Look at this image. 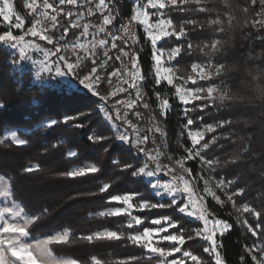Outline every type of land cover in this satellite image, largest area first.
Here are the masks:
<instances>
[{"label": "trees", "instance_id": "1", "mask_svg": "<svg viewBox=\"0 0 264 264\" xmlns=\"http://www.w3.org/2000/svg\"><path fill=\"white\" fill-rule=\"evenodd\" d=\"M18 1L21 5L20 0ZM118 3L120 15L115 21L116 26L121 23L122 18L128 16L130 10L127 0ZM239 3L246 11L236 9L232 0H229V6H225L221 0H211L210 3L202 0L199 3L187 1L183 5L166 8L165 15L170 16L177 25L186 30L182 39L171 38L162 43L168 47L181 46V52L176 59L180 69L186 66L187 70L194 60L214 57L225 62L245 50L264 49V26L253 23L257 21L260 0H256L254 4L252 0H239ZM181 8L184 10L181 11ZM229 14L234 17L231 23ZM217 17H220V22L212 23V19ZM245 18L248 24L243 27L240 22ZM189 21H194L195 24ZM220 28L224 31L219 32ZM6 30L0 22V34ZM233 31L237 39V49L234 52L230 53V50L225 49V52L229 53L225 55L210 51L215 37L226 39ZM74 35V32L70 33V36ZM139 37L140 42L132 47L128 42V47L133 55H137L145 76L142 86L148 107H140L144 119L142 121L146 124L145 146L153 148L158 143L167 160L170 154L176 159L184 153V147L190 144L183 127L189 119L188 116L194 120L193 125L230 119V123L219 126L218 130L222 135L219 143L214 145L212 153L217 154L221 160L218 168H222L228 177L237 175L235 185L243 187V194L236 196L235 201L247 199L261 212V217L255 219L246 214L251 226L249 228L236 218L230 201L220 203L208 197L206 202L212 216L231 225L230 229L218 236L219 249L225 262L256 264L248 250L259 242L263 243L264 248V129L239 122L237 113L220 103L198 108L193 114L182 116L181 103L174 94V86L166 81L156 83L152 47L144 41L140 32ZM189 44L192 45L191 48L188 47ZM241 44L243 47H240ZM10 55L0 43V134L5 128L16 126L29 127L32 131L23 133L27 138L24 145H17L11 140L0 142V174L9 178L12 196L22 204L24 211L37 216L27 228L29 236L35 238L51 235L58 230H70L71 233L65 241L52 242L50 248L57 255L73 257L77 264H97V261L99 264H154L156 258L148 257L145 247L134 242L129 232L143 229L150 224L153 217L167 212L178 220L179 227L174 230L181 231L187 237L183 247L199 253L203 264H217L203 250V242L194 237L189 227L191 220L177 212V204L174 206L170 199L163 200L165 206L138 212L144 217L140 226H129L126 214L102 213L115 205L111 199L113 196L127 192H135L140 198L148 196L157 201L148 183L134 174V169L141 163L140 156L135 154L133 148L114 138L113 130L99 115L87 125L80 121V126L70 124L69 127L62 122V114L76 113L81 109L83 102L92 105V102L96 104L97 100L86 90L47 89L27 82L18 84L16 77L11 75L12 70L8 62ZM93 65L91 62L86 63L81 67L80 73H88ZM100 87L102 90L108 89L104 80ZM158 95L166 98L171 104L165 114L157 109ZM34 98L37 99L36 102L33 101ZM150 112H154L161 120L167 133L164 146L160 134L147 127ZM45 117H57V123L49 128L34 129ZM93 129L107 139H90L89 135ZM70 147L77 148L76 156H67L66 152ZM235 156L239 159L233 163L231 161ZM85 160L94 161L99 169L94 173L75 177L66 175L71 166ZM130 162L134 163L133 166H130ZM188 164L197 175L200 170L197 163L190 160ZM27 169L31 171H26ZM104 183L109 184L107 189H103ZM258 223L260 228L257 227ZM106 228L116 231L119 238H95L97 231ZM252 230L256 231L255 236L251 234ZM90 235L94 237L91 241L86 239Z\"/></svg>", "mask_w": 264, "mask_h": 264}, {"label": "rangeland", "instance_id": "2", "mask_svg": "<svg viewBox=\"0 0 264 264\" xmlns=\"http://www.w3.org/2000/svg\"><path fill=\"white\" fill-rule=\"evenodd\" d=\"M118 1L122 0H105L108 8L105 9L102 13L96 10V5L99 4V0H91V3H89L88 0H77V3L75 5L65 4L62 6L64 8V12H72L73 15L71 17H68L62 13L60 16H58L57 27L55 29H52L50 27L49 21L40 16V12L43 11V0H20L21 5L17 3L19 2L18 0H9V4H11L12 6L10 15L13 17L11 21L13 26L9 28L8 23L4 22L2 20V16H0V22L7 28L6 31L11 30L14 35L23 36L27 29L30 28L37 19H40L42 22L41 27L48 29L45 34L52 37V43H48L47 41L42 40L39 37H32L30 34H28L24 36V41H21V43L17 44L15 47L8 43L0 42L2 46L5 47L11 54L8 61L9 67L12 70L11 75H14L16 77L18 84L27 82L35 84L40 88L44 87L47 89L57 90L66 89L68 91H89L92 94L93 99L97 100V103L95 104L92 102V105H90L89 103L83 102L81 109H79V111H77L76 113L62 114L61 121L64 122L65 117H70L71 119L66 122L69 127H71L70 124L80 126V121L84 122L82 123L83 125H87L91 121L96 120V116L99 115L100 119H102V121H104V123L113 130V137L118 141V137L122 134H125V132L131 138V144H129L128 142L123 143L127 147L133 148L135 150V154L139 155L141 158V163H139V165H137V167L134 169V174L136 176L142 177L148 183L150 190L153 196L156 197L157 201L155 202L148 196L140 198L135 192H127L115 196H130L131 199L128 203L132 205L131 208H128V204H125L123 201L113 200L115 202V205L107 208L102 213L107 212L115 215L114 209H127V212L124 213L127 216V224L129 226H140L144 222V217L143 215L138 214V212L144 209L149 210V208L152 207L165 206V202L162 203L164 199H170L173 204L172 198L175 197L177 201V205L175 204L176 207H178V205H182L191 201L194 206H190L189 211H196L198 213L197 218L181 214L178 210L176 211L185 218L191 220V224L189 225L190 230H192L195 238H198L200 242H203V250L206 248H210L211 246V241H208L207 239H205V237L215 233V235L213 236V239L215 240L214 251H209L206 253H208L212 260L217 264L218 254L219 264H227L220 252L218 245V236L225 230H222L221 226L216 224V221L222 220L211 215V212L207 207L206 199L209 197L220 203L230 201L233 210L236 212V218L241 222H244L247 226H250V223L248 220V215L246 214H250L255 219H258L253 215V213L245 212L243 210L245 205L250 208H254L251 202H249L247 199L242 201H235V197L241 195L240 190L243 189V187L235 185L237 181V175L228 177L227 174L222 170V168H218L221 160L219 159L217 154L212 153L215 148L214 145L219 143L220 136L222 135V132L218 130L220 122L230 121V119H221L218 121L214 120L209 123L200 122L198 125H188L187 123H184L183 127L185 128V131L188 135L190 144L184 147V153L176 159H174L170 154L167 160L164 150L158 143L153 148H147L145 146L147 141L144 142L143 140V138L147 136V134L145 133L146 124L143 122L144 119H142V110L140 108L142 106L144 107V104H147V102L144 100L145 90L142 86L143 82H145V76L142 66L138 61V57L137 55H133L131 49L128 47V42L132 47L133 45L130 42V39H132L134 44L136 45L138 42H140L139 32L140 34H143L145 39L144 41L148 42L152 47L153 60L154 55L161 56V63L159 65H157L154 60L153 74L155 76V79L157 80V67H160L162 75H164L163 69H170L171 71L167 73V75H171L173 78L172 85L175 88L174 94L177 96L178 100L179 96L176 92L177 87H180L185 93H187L188 91H192L194 95H199L201 97V99L190 100L187 104L179 100L182 108V116H186L187 113L191 115L193 114L192 112H194L198 108H204L207 105L219 103L213 99L216 91L212 93L213 98H205L207 95L206 91L196 93L195 89L200 88L206 90L209 87H213L214 89L220 87L221 80H223L224 77H217L216 73L219 64L224 62L214 57H208L202 60H194L191 66L187 68V70L186 66L183 69H180L176 62V59L180 53L174 56L172 59H168V57L172 54L173 49L177 47L181 49V46L173 45L168 47L162 45L163 41L166 39L170 40L171 38H177L175 36L162 38L161 40L157 41L156 47L154 49L151 44V39L147 35L148 26L142 24L144 16L141 14L138 15V19L136 21L131 20V17L134 14L146 12L150 25H158L161 19H163L164 21H171L170 25L167 23L164 25H160L158 28H154V31L163 29L171 32L173 28H175L176 31H179V29L183 26L177 25L170 16L165 15L166 8L172 6L170 4V0H165L166 7L164 9L151 8V6L148 4V0H127V2L130 4V10L128 13V20L130 23L128 24L127 31L120 29L123 18L119 25H115V21L120 15ZM187 1H195L199 3L202 0ZM49 2H54V0H49ZM28 4H35L37 11H31L27 7ZM2 5L3 0H0V6ZM89 9H91L93 14H89ZM109 14L114 17L113 22L109 25H103L104 16ZM16 16L20 17V19L23 21L22 27L20 29H16L14 27ZM77 20L79 21L80 27H71V22H76ZM256 20L264 21V5H262L261 3L257 7ZM217 22H220V17L212 19V23ZM85 24L89 25L88 34L82 36L81 32L83 31V25ZM100 27L104 28V32L99 31ZM65 29H67V32H65ZM73 32L75 33V35L70 36V33ZM106 33L111 35H106ZM183 37H180L179 39H182ZM100 39H105L108 41V43L105 45H100ZM25 41L35 42L36 44H39L40 49L47 50L49 54L45 55L44 51L28 47L26 49L25 55L22 57L20 54V47ZM113 42L116 43V48L111 47ZM81 44L84 45L83 48L79 47V45ZM73 46H75V50L73 49ZM56 47H60L61 51L57 53ZM124 53H127V55H125ZM60 56H64L68 60V62L73 64L77 62V57H80V66L76 68L75 71L69 72L66 70V65L59 61ZM117 56H119L120 59H116ZM88 62L94 64L91 70L88 73H80L81 67H83ZM193 64H197L200 68H203V70L208 74L206 79L199 78V69L195 72L192 70ZM46 65L51 67V71H48L46 69ZM57 66L61 69L60 73L56 72ZM93 68H95L94 75H98L100 77V83L104 80L108 85L107 90H102L100 87V83L95 85L96 91L100 93V97H108L107 100L102 101L100 97L95 96L91 92V90H88L84 84L80 83L84 75L89 74ZM109 68H111V70H109ZM105 70H108V72H106ZM189 76L193 77V79L189 80ZM161 81L166 80L161 79ZM121 89H124V91H121ZM36 100V98L33 99L34 102H36ZM164 100H166V98L164 99L163 96L158 95L157 109H159L161 112V104ZM129 103H133V107L131 109L127 107ZM0 106H2V103L0 104ZM170 108L171 104L168 102V106L163 110L162 114H165V112ZM90 112H94L95 115L94 113ZM136 113H139L140 115L137 116ZM121 117H124L125 119L121 120ZM188 118L192 119V117L190 116H188ZM50 121H57V117L43 118L34 126V129L40 127L49 128L53 126L54 124L49 126L48 122ZM127 121H131V123L135 125V129L131 128L127 124ZM148 121L149 125L147 127H149L151 131H155L156 128L160 129L159 132H155L160 134L163 146L166 145L167 133L164 130L161 120L155 115L154 112H150ZM208 125H212L214 131H208ZM31 131L32 128L25 126L7 127L5 128L3 133L0 134V142H3L5 140H11L15 142V139H23L27 143V138L23 133H30ZM96 132L97 131L93 129L89 137H91L93 140L96 139L98 141L107 139L105 136L102 137ZM193 133L203 134L202 138L198 137V143L195 145H193L191 139V134ZM13 136L15 137V139H13ZM137 137L141 141L139 147L144 148L145 152L148 153V155L139 152V147H137L136 143ZM205 143L208 144L207 149L202 147V145H204ZM66 153L68 157H74L78 154V150L75 147H70L67 149ZM71 153H75V155H70ZM197 153L199 154L197 155ZM153 157L155 159H152ZM190 160L197 163L200 168L197 175H195L190 165L188 164ZM208 161H211L212 163L209 164L207 163ZM130 163V166H133L134 163ZM145 165H147L145 174H141L139 172V168ZM156 165L160 166V172H156ZM92 166H95L97 170L99 169L94 161L85 160L71 166L70 171L79 170L82 167L87 168ZM34 167H36V165ZM149 171L153 172L154 175L148 176L146 173ZM173 177L176 178V180L178 181V186L181 189L184 187L183 181L187 180L188 187L191 190V194L180 195L179 193H172L168 189H166L164 187L165 184L174 183ZM221 181L224 182V185H221ZM105 185L109 186L108 183H104L103 189H105ZM151 185H156L157 187L155 189V192L161 194L155 195L154 189L151 187ZM229 196L232 197L231 200L228 199ZM144 204L150 205L152 207L142 208L141 205ZM5 207L12 208V213H3V209ZM166 210L168 211V209ZM255 210L260 212L256 208ZM201 212L203 213L204 218H206L208 221L207 225H205L203 220L199 218V214ZM136 217H139L142 223L136 224ZM166 217L168 218V220H165ZM36 218V215L27 214L24 211L22 204L13 198L9 178L0 174V224H3L5 222L16 223L26 230L25 235L13 236L12 238L17 240L18 244L31 245V248L29 250L32 252L33 257L37 259L39 264H70L71 261L75 260L71 256L57 255L50 248V243L52 242L65 241L59 239V237L67 233L68 238L71 233L70 230H58L51 235L38 236L35 238L29 236L27 228ZM155 220H160L161 223H153V221ZM168 221H171L174 224H178V220H175L170 214H167L166 212V214H161L153 217L150 220V224L146 225L143 229L130 231L129 236L131 237V239L132 237L137 235L142 236L143 232L146 229H152L153 235L150 238L152 247L163 248L165 252H168L174 245L180 248L179 252H172L171 255L160 257L158 254L150 253L149 248L144 245L143 242L138 243L145 247L146 255L148 257L156 258L154 264H160L161 259L164 260V264H170L172 260H183V264H194V262L189 258H183L181 256V253L185 251L191 252L193 255L199 258L198 261L195 262V264H203V258L199 253H196L187 247H183V244L185 243V241H187L186 236L183 235L184 243L182 245L178 242H171L162 239V237L166 235L179 236L182 234L181 231L174 230L175 227L169 226ZM257 227L260 228L259 223L257 224ZM156 229L162 230L156 231ZM205 229H207V231H205ZM109 231L113 230H109L107 228L102 229L97 231L95 235L97 233H106ZM197 232H200L201 235L197 236ZM6 236L7 234L0 231V239H4ZM262 245L263 243L259 242L258 244L250 248L253 249L251 254L256 257L257 261H260V264H264V260H261V257L264 256V252L260 251L262 249ZM0 247L4 246L0 245ZM5 260H7L9 264H11V253L7 250L6 247Z\"/></svg>", "mask_w": 264, "mask_h": 264}, {"label": "snow or ice", "instance_id": "3", "mask_svg": "<svg viewBox=\"0 0 264 264\" xmlns=\"http://www.w3.org/2000/svg\"><path fill=\"white\" fill-rule=\"evenodd\" d=\"M88 2L91 3V0H88ZM76 3H77V0H54V2H49V0H43V4H42L43 11L40 12V16L43 17L44 19H46L47 21H49L50 27L52 29H55L57 27V25H58V16H60L62 13L65 16H68V17H71L73 15L72 12H64V8L62 6L65 5V4L75 5ZM185 3H187V0H170V4L172 6H178V4L179 5H183ZM252 3L253 4L256 3V0H252ZM260 3L262 5H264V0H260ZM148 4L153 9H164L166 7L165 0H148ZM27 7L33 12L37 11V8H36L35 4H28ZM11 8H12V6H11V4H9V0H3V5L0 6V16H2V20L4 22L8 23L9 28H11L13 26L12 23H11L13 17L10 15ZM107 8H108V5L105 3V0H99V4L96 5V10L101 12V13L104 12V10L107 9ZM183 10L184 9L181 8V11H183ZM199 10L202 11V9H199ZM89 14L90 15L93 14L91 9H89ZM141 14L144 16L142 24L148 26L147 35L151 39V44H152L154 49L156 47L157 41L161 40L162 38L169 37V36H175L177 39H179L180 37H183L186 34L185 33V29L183 27H181L179 29V31H176L175 28H173L171 32L167 31V30H163V29H160L159 31H154L153 29L154 28H158L160 25H164L166 23L170 25L171 21H164L163 19H161L159 21L158 25H156V26L150 25L149 24V20H148V15H147L146 12L145 13L134 14L131 17V20L132 21H136L138 19V15H141ZM113 19H114V17H112L110 14L104 16L103 25L111 24L113 22ZM41 23H42L41 20L37 19L32 24V26L27 29V31L24 33L23 36L14 35L11 30L4 31L2 34H0V42H5V43H8V44L12 45L13 47H15L17 44H20L21 41H24V36L30 34L32 37H39L40 39L45 40L48 43H52V37L50 35L45 34L48 31V29L41 27ZM189 23L195 24L194 21H189ZM253 23H258V24H261V26H264V21H253ZM22 24H23V21L20 19V17L16 16L15 17L14 27L16 29H20L22 27ZM70 26L73 27V28L80 27L79 21L77 20L76 22H71ZM88 27H89V25H87V24L83 25V31L81 32L82 36L88 34ZM38 29H39V31H38ZM122 30L127 31V26H123ZM99 31L100 32H104V28L100 27ZM65 32H67V29H65ZM106 35H111V34L106 33ZM107 43H108V41L105 40V39H100L99 40V44L100 45H105ZM28 47H32V48H35L37 50L44 51L45 55L49 54L47 50L40 49V45L39 44H36L35 42L25 41L23 43V45L20 47V54H21L22 57L25 55L26 49ZM79 47L83 48L84 45L81 44V45H79ZM111 47L112 48H116V43L113 42ZM188 47L191 48L192 45L189 44ZM73 49L75 50V46H73ZM60 51H61L60 47H56V52L58 53ZM180 51H181V49L179 47L173 49L172 50V54L168 57V59H172L174 56L178 55L180 53ZM124 54L127 55V53H124ZM116 59H120V57L117 56ZM154 60H155L156 64L159 65L161 63V56L160 55H154ZM59 61L66 65V70L69 71V72L75 71V69L80 66V57H77V62L75 64L68 62V60L64 56H60L59 57ZM45 67H46V69L48 71H51V67L50 66L46 65ZM198 69H199V72H200L199 78L200 79H206L208 74L203 70V68H200L199 65H197V64H193L192 65V70L194 72L197 71ZM170 71H171L170 69L165 68V69H163L164 75H162L160 67H157V69H156V75H157L156 83L159 84L161 82V79H163V80H166L167 84L172 85L173 84V78H172L171 75H167V73H169ZM56 72L57 73L61 72L60 67H58V66L56 67ZM94 73H95V68H93L92 71L89 74L84 75V77L80 81V83L84 84L85 87L88 90H91V92L95 96L100 97V93L96 91V87H95L96 84L100 83V77L98 75H94ZM188 79L192 80L193 77L189 76ZM121 91H124V89H121ZM202 91H206L207 95H206L205 98H213L212 93L215 92L216 89H214L213 87H209L206 90L205 89H200V88L195 89L196 93H199V92H202ZM176 92H177V94L179 96V100L184 102L185 104H187L190 100L201 99V97L199 95H194L192 91H188L187 93L183 92V90L180 87L176 88ZM100 99L102 101H104V100H107L108 97H100ZM133 103H129L127 105V107L129 109H131L133 107ZM167 106H168V100H164L162 102V104H161L162 113H163V110L167 108ZM144 107L147 108L148 105L144 104ZM136 115L139 116L140 114L136 113ZM69 119H71V118L70 117H65L64 118V122L66 123ZM124 119H125L124 117H121V120H124ZM48 123H49V126H51L53 124H56L57 121H50ZM227 123H230V122L229 121H221L220 122V126H223L224 124H227ZM127 124L131 128L135 129V125H133L131 123V121H127ZM187 124L188 125H192L193 124V120L192 119H188L187 120ZM207 130L208 131H214V128L212 127V125H208L207 126ZM155 131L159 132L160 129L156 128ZM202 135H203L202 133H193V134H191V139H192L193 145L198 143V137L202 138ZM13 139H15L14 136H13ZM90 139H92V138L90 137ZM118 139L122 143L123 142H128L129 144L132 143L131 138L129 137V135L126 132H125V134L120 135L118 137ZM143 140H144V142H146L147 141V136H145L143 138ZM140 142L141 141L137 137V140H136L137 147H139ZM15 143L17 145H24L26 143V141L23 140V139H15ZM202 147L207 149L208 148V144L205 143L204 145H202ZM129 150H131V149H129ZM139 152L143 153L145 155H148V153H146L144 148H142V147H139ZM198 154L199 153H197V155ZM70 155H75V153H71ZM152 159H155V158L153 157ZM238 159H239V157L235 156V157L232 158L231 162L234 163ZM207 163L211 164L212 162L208 161ZM146 168H147V165H145L143 167H140L139 168V172L141 174H145ZM26 171H31V169H27ZM96 171H97V168L95 166L87 167V168H83L82 167L79 170L70 171L66 175L71 176V177H75V176H78V175H84L86 173H94ZM160 171H161L160 166L156 165V172H160ZM146 174L148 176H153L154 175V173L151 172V171L147 172ZM173 181H174V183L165 184L164 187L166 189H168L172 193H179L180 195H184V194H189L190 195L191 194V190L188 187V181L187 180L183 181L184 187L182 189L178 186V181L176 180L175 177H173ZM220 183H221V185H224L223 181H221ZM229 183H231V182H229ZM107 187L108 186L105 185V189H107ZM151 187L154 189V194L155 195H160L161 194V193L155 192V189L157 187L156 185H151ZM243 191L244 190L241 189L240 190V194H243ZM111 199L115 200V201H123L125 204H128V208L132 207V205L130 203H128L129 200L131 199L130 196H123V197L115 196V197H112ZM228 199L231 200L232 197L229 196ZM172 200H173V204L174 205L177 204V201H176L175 197H173ZM190 206H194L191 201H189L188 203H184L182 205H178L177 210L181 214H185V215L191 216L193 218H197L198 213L196 211H189ZM141 207L143 208V207H152V206L144 204V205H141ZM243 210L245 212L253 213V215L255 217H257V218L261 217V212L256 211L255 208H250L247 205H245ZM12 211L13 210L10 207H5L3 209V213H6V214H11ZM126 212H127V209H124V208H116V209H114V214L115 215H121V214H124ZM199 218L203 220L205 225H207L208 221H207L206 218H204L202 212L199 214ZM165 220H168V218L166 217ZM135 223L136 224H140V223H142V221H141V219L139 217H136L135 218ZM153 223L160 224L161 222H160V220H155V221H153ZM168 223H169V226L179 227L178 224H174L171 221H168ZM216 224L221 226L222 230H227V229L231 228V225L225 223L224 221L217 220ZM249 228H251V226H249ZM160 230H162V229H156V231H160ZM0 231H2L3 233L7 234V236L4 239H0V245L4 246V247H0V264H9V262L7 260H5V247L11 253V258H12L11 264H39L37 259L35 257H33L32 252L29 250L31 248V245H29V244H18V241L12 238L13 236L25 235L26 234L25 228L20 227L19 224H16V223H7V222H5L3 224H0ZM205 231H207V229H205ZM251 234L253 236H255L256 235V231L252 230ZM152 235H153V230L152 229H146L143 232L142 236L141 235H137V236L132 237V239L136 243L143 242V244L146 245L149 248L150 253L158 254L160 257H166L168 255H171L172 252H179L180 251V248L176 247L175 245L168 252H165V250L163 248H154V247H152L151 246V241H150V238H151ZM196 235L200 236L201 233L197 232ZM214 235H215V233L205 237V239H207L208 241H211L210 248L204 249L205 252L214 251V248H215V240L213 239ZM95 238H97V239H103V238L118 239L119 236H118L117 232L109 231V232H106V233H97ZM59 239L66 240L67 239V233H65L63 236L59 237ZM86 239L91 241V240L94 239V237L90 235V236L86 237ZM162 239L166 240V241H171V242H178L181 245L184 243L183 234H181L179 236H177V235H166V236L162 237ZM248 251L252 252L253 249H249ZM260 251L264 252V248H262ZM181 256L183 258H189L191 261L194 262V264L199 259L195 255H193L191 252H187V251L182 252ZM252 259L254 261H256V264H260V261H257L255 256H253ZM261 260H264V256L261 257ZM217 261H218V264H219V256H218V254H217ZM70 264H77V262L75 260H73V261L70 262ZM97 264H99V261H97ZM160 264H164V260L163 259H161ZM170 264H183V260H179V261L172 260L170 262Z\"/></svg>", "mask_w": 264, "mask_h": 264}, {"label": "clouds", "instance_id": "4", "mask_svg": "<svg viewBox=\"0 0 264 264\" xmlns=\"http://www.w3.org/2000/svg\"><path fill=\"white\" fill-rule=\"evenodd\" d=\"M211 2V0H206ZM225 6H229V0H221ZM236 9L246 11L239 0H232ZM230 15L231 19L234 17ZM243 27L247 26L248 20L242 19ZM240 27V25H237ZM223 32L224 29H218ZM240 47H243L241 44ZM230 53L237 49L236 35L226 39L215 38L210 45L211 52ZM217 77H224L221 86L216 88L214 100L221 105L237 113V120L244 124H251L264 129V49L245 50L238 56L220 63L217 68Z\"/></svg>", "mask_w": 264, "mask_h": 264}, {"label": "built area", "instance_id": "5", "mask_svg": "<svg viewBox=\"0 0 264 264\" xmlns=\"http://www.w3.org/2000/svg\"><path fill=\"white\" fill-rule=\"evenodd\" d=\"M128 24H129L128 16H125V17L123 18V21H122L121 25H120V29L122 30V27H123V26H127V29H128ZM126 34H128V33H126ZM130 42H131V44H132L133 46H135V44H134V42H133L132 39H130Z\"/></svg>", "mask_w": 264, "mask_h": 264}]
</instances>
